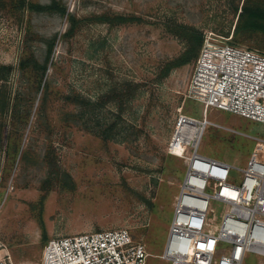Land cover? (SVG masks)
Here are the masks:
<instances>
[{
	"label": "rangeland",
	"instance_id": "374dc122",
	"mask_svg": "<svg viewBox=\"0 0 264 264\" xmlns=\"http://www.w3.org/2000/svg\"><path fill=\"white\" fill-rule=\"evenodd\" d=\"M250 5L264 10V0H0L1 262L43 264L51 239L126 229L145 264H169L160 256L187 168L169 145L181 116L204 117L195 59L176 65L185 31L200 51L211 38L264 55V20L240 18ZM206 117L218 127L199 155L241 170L254 151L264 162V124L216 108ZM224 213L212 200L213 226Z\"/></svg>",
	"mask_w": 264,
	"mask_h": 264
},
{
	"label": "built area",
	"instance_id": "2783aa9c",
	"mask_svg": "<svg viewBox=\"0 0 264 264\" xmlns=\"http://www.w3.org/2000/svg\"><path fill=\"white\" fill-rule=\"evenodd\" d=\"M191 89L204 105V117L181 116L169 145L187 168L160 258L169 264H243L248 252L264 257V162L254 151L241 170L198 153L206 129L217 126L206 117L210 108L264 124V55L207 38ZM257 146L264 154V144ZM233 170L241 173L239 185L229 183ZM212 200L225 206L219 226L209 219ZM221 245L228 246L223 253ZM147 257L143 243L117 229L51 239L43 264H145Z\"/></svg>",
	"mask_w": 264,
	"mask_h": 264
},
{
	"label": "trees",
	"instance_id": "16d2710c",
	"mask_svg": "<svg viewBox=\"0 0 264 264\" xmlns=\"http://www.w3.org/2000/svg\"><path fill=\"white\" fill-rule=\"evenodd\" d=\"M24 4V2H22V5ZM66 10L63 11V13H65ZM245 17V24L243 25V27L245 28H257L258 26H260L259 23V19H263L264 20V10L256 5V6H243L242 8V12L240 14V18H244ZM264 23V21L262 22ZM185 36L188 40V49L187 51L180 57V59L178 60V62L176 63L177 66H184L189 64L193 59L198 58L199 56V51H200V47L202 44V39L199 37H196V35L194 34V32H187L185 31ZM175 66V65H172Z\"/></svg>",
	"mask_w": 264,
	"mask_h": 264
}]
</instances>
